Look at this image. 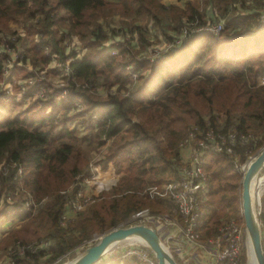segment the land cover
<instances>
[{"label":"trees","instance_id":"obj_1","mask_svg":"<svg viewBox=\"0 0 264 264\" xmlns=\"http://www.w3.org/2000/svg\"><path fill=\"white\" fill-rule=\"evenodd\" d=\"M202 2L203 9L195 0H188L181 9L165 8L159 0H0V47L15 48V42L6 38L7 21L23 17L29 21L25 24L26 34L31 39L35 34L39 36L29 49L33 61L45 66L50 59L43 53L42 44L63 60L60 38L53 36L54 25L64 18H56L60 11L68 16L71 29L83 45L92 49L108 39L97 19L114 11L143 15L154 19L156 25L164 20L160 28L169 42L173 38H169L166 29L175 36L184 23L195 18L200 25L212 16L224 23L218 36L195 34L187 38L188 42L185 39L168 49L161 60L137 58L135 51L123 46L118 47L116 56L98 51L96 58L94 55L74 60L69 63L70 72L64 76L63 86L47 84L45 98L29 101L17 113L0 111V218L12 206L5 195L14 191L19 181L35 204L44 200L42 205L31 207L29 213L18 214V218L26 220L25 228L12 233L5 245L16 240L21 244L52 240L46 249L8 254L6 260L10 257L13 264H40L48 253V261H60L92 234L100 235L117 227L141 209L152 213L169 210V198L159 195L157 190L178 179V143L192 126L256 137V142L237 144L232 154L208 157L207 192L200 203L197 230L201 237L210 238L224 217L226 221L230 213L239 212L241 176L236 167L264 145V85L259 82L264 76V26L258 27L256 23L262 0ZM210 4L215 12L204 17L206 8L213 10ZM129 29L137 35V46L152 45L146 26L134 25ZM200 40L202 44L195 46ZM7 59L8 55L1 53L0 77ZM128 65L137 73L135 82L125 70ZM15 69L18 68L14 66L11 75L16 73ZM51 72L57 74L58 70ZM97 84L102 94L95 90ZM62 90H66L65 98L56 103ZM31 91L29 86L23 96ZM73 99L81 101L82 111L74 110ZM71 121L75 123L69 126ZM75 124L83 130H94L99 150L110 141L99 165L118 171L120 153L126 161L115 186L94 199L87 214L62 228L59 218L66 200L60 191L70 186L89 164L73 128ZM13 164L21 167V180L14 178ZM14 247L12 244L11 248ZM103 264L139 262L134 257H120Z\"/></svg>","mask_w":264,"mask_h":264},{"label":"built area","instance_id":"obj_2","mask_svg":"<svg viewBox=\"0 0 264 264\" xmlns=\"http://www.w3.org/2000/svg\"><path fill=\"white\" fill-rule=\"evenodd\" d=\"M182 1V0H178ZM206 19V18H205ZM206 24L200 25L195 18L193 21H189L183 24L181 30L174 36L172 42H166V51L173 46H179L183 40L191 38L195 34L207 33L218 36L224 28L223 20H215V16H212L211 20L206 19ZM210 21V22H209ZM256 23L258 27L264 26V0H262V6L257 12ZM24 30V29H23ZM18 34H7V39L18 43ZM34 42L39 40V36L35 34ZM60 39H62L60 37ZM62 41V40H61ZM72 57H65L63 60H59L56 53L50 51L49 46L40 45L44 54L49 57V65H54L62 75V82H59L56 87L63 86L64 76L69 75L70 68L69 63L80 59L77 51L80 50V41H72ZM132 45V44H131ZM123 46L121 44L118 45ZM114 47V46H113ZM110 48L111 56L118 54V47L115 50ZM124 47V46H123ZM1 53L7 54L8 59L4 61L2 68V75L0 77V108L5 107L9 99L12 97L10 93L13 87V80L11 75V65L13 62L17 64V61H22L24 58V48H9L8 45L1 48ZM26 60V58L24 59ZM12 61V62H11ZM53 64L52 62H55ZM39 70V69H38ZM125 70L128 71L129 78L135 82L137 73L132 71L131 67L125 66ZM33 79H27L32 91L27 96H24L22 100L24 103H28L34 99H43L47 96V86L41 80L37 81L36 77L31 75ZM35 81V82H34ZM26 81L20 86L21 95L25 93L22 90ZM261 83H264V77ZM19 84V83H18ZM114 88H112L113 90ZM66 90L61 91L62 99L65 98ZM72 105L77 112L83 110V105L80 100L73 99ZM1 108V109H2ZM4 109V108H3ZM2 109V110H3ZM256 142V137L249 133H236L233 131L222 132L212 127L200 129L198 126H192L187 135L178 143L179 150V163L176 168L178 179L173 181L157 190L159 195H167L171 202L170 211L173 215L166 213H151L147 208L141 209L133 213L128 222L131 225L134 224H147L153 227L160 238L164 248L171 254L178 264H188L187 260L190 257L189 250L203 249L205 246L211 248L214 259L212 264H239L242 253V238L245 239V231L234 219H228L224 224L219 226L214 236L201 240L200 234L197 231L198 221L201 216V197L206 191L207 171L206 161L211 155H229L233 153V149L237 144H248ZM108 142L103 145L99 151L101 157L103 156ZM253 158L252 155L247 156V160L238 165L236 168L242 171L243 166L249 160ZM16 167V173L14 178L21 180L22 169L20 166L13 164ZM96 164L89 161L88 167L81 173L75 176L74 182L66 188L60 191L66 200L63 211L59 218V224L62 228H66L69 222L73 219V213H77L83 208L89 206L94 201L92 191L90 189V183L95 178ZM95 175V176H94ZM22 194V195H20ZM5 200L9 203L10 208L6 214L11 215L8 222L14 223L18 218V214L29 213L31 207H37L44 203L42 200L39 204H35L33 196L23 188L19 183L15 186L14 191H10L5 195ZM168 211V210H167ZM7 215V217H8ZM256 216L259 222L260 228H264V210L261 208L260 202L256 211ZM15 247L12 248V255H23L25 251L36 253L41 249L48 247V241H32L27 244H21L16 241ZM143 245V244H141ZM141 248V249H140ZM139 249L129 250L125 257H134L139 264H156V261L150 252V250L144 245ZM13 259V258H12ZM12 259L9 257L7 264H13Z\"/></svg>","mask_w":264,"mask_h":264},{"label":"rangeland","instance_id":"obj_3","mask_svg":"<svg viewBox=\"0 0 264 264\" xmlns=\"http://www.w3.org/2000/svg\"><path fill=\"white\" fill-rule=\"evenodd\" d=\"M159 1H160V3H162V5L165 8L175 6V7L184 9L185 4L188 0H182L181 2L176 0V2L178 3L177 6L174 2L175 0H159ZM195 1L198 3L199 9H203V7L205 6L202 2L203 0H195ZM211 7L213 10H210V7L206 8V10L204 11V17H208V16L213 15V13L215 12V7L213 5H211ZM208 13L211 15L206 16ZM60 15H62V17H64V18L58 19L57 17H60ZM56 18L58 19V21L54 25L55 33H53V36L55 38H60V37L62 38V39H60V41L61 40L62 41L59 43V48H61L63 50V55H65V57H72L74 55V53L71 52L72 51V44L71 43L73 40H76L77 42L80 41L78 36L76 35L77 32L75 30L71 29L70 19L68 18V16L66 14H64L63 11H60L58 16H56ZM26 23H29V21L27 22L26 20L23 19V17H19V16L16 20L7 21V25H8L7 34H11V33L15 34L16 33L19 35L18 37H20L18 39V43H16V45H15V50L17 48H24V50L22 51L24 54L23 60L26 58V61H19V62L17 61V64L15 62H13L11 67H10L11 71H12L14 66L18 68L17 70L15 69L16 73L15 74L13 73V75H12V80L15 82L13 84V87L10 90V93H12V95H14V96L15 95L21 96L22 93H21L20 86L23 85L24 81L27 82V79H33L32 77H30L31 75L35 76L37 81L42 80L44 82V84H46V85L48 84L49 86H55V85H58L59 82H62L61 72L58 71L57 74L56 73L54 74L51 72L52 70H56L59 68L55 67L54 65H49V64L45 66V64H42L39 61H35V62L33 61V55H32L31 50H29V49L32 46V42H34V40H33L34 37H32V39H31V36L26 34V32L23 30V29H25ZM96 23H99L104 27V31L107 32L108 39L104 43H101L98 47L93 48V49L90 47L84 46L83 43L80 41V43H81L80 44V50L77 51L78 55L80 56V59L82 57H85V56L94 57V55L96 58V53L98 51L103 52L104 54H107V52L110 53L109 49L114 46L113 48L116 50L119 44L123 45L126 50L129 49V50L135 51L136 57L140 58V59L145 58V59H149L150 61H153L156 58H158V60H161L164 58V55L166 53V48H167L166 42L169 43V41L167 40L168 38L165 39L163 33L161 32V28H160L161 26L163 27V25L165 23L164 20H163V22L158 23L156 25V21H154V19L147 18L146 16L135 15V14L122 15L121 13L114 11L113 13L106 14V17L98 18ZM170 24L173 25V23H170ZM243 24L246 25L247 22H244ZM134 25L146 26V28L149 31L148 32V37H149L148 39L151 40V43H152L151 46L150 45H146L145 47L137 46V44L135 42V38H137V35L134 31L129 29ZM182 26H181V28H182ZM181 28H180V30H181ZM112 29H114V30L111 31ZM122 29H126V30L122 31ZM238 29H236V31H239ZM166 30L169 33L168 34L169 38L172 36V38L174 40L175 39L173 36L174 32L171 31L170 29H166ZM239 32H242V31H239ZM250 33H254V32H250ZM186 41L188 42V39ZM202 42H203V40L196 42L195 46H200L202 44ZM129 44H132L131 48L128 47ZM1 51L2 50L0 47V52ZM4 57H5V55H4ZM52 63L55 64L56 61L52 62ZM19 69H21V71H19ZM18 73L20 76L17 75ZM17 76H19V77H17ZM263 77L264 76L259 78L260 85H264V83H261ZM113 87H115V86H113ZM28 88H29V84L27 82L22 90L26 91V89H28ZM95 90L96 91L101 90V87L99 84H97ZM15 92L17 94H15ZM98 93L102 94L103 92L100 91ZM21 97L23 98V96H21ZM62 98L63 97L61 95H59L58 100H56V103H61V101L64 100ZM67 101H68V99H67ZM22 103H24V102L22 101ZM10 105H12V104L8 103L7 106L3 107L4 109L1 107L3 110L0 108V111L3 113L10 112V113L14 114V113H17V112L22 110V108L20 107L21 105H19V104L14 105V107L11 110H7L8 107L10 108ZM59 111H60V109H59ZM73 123H75V121H71L68 125L70 126ZM79 129H81V127H79ZM81 132L83 134H79ZM76 134L81 139V140L79 139L80 140L79 144L81 145V148H82L83 152L85 153L86 158L89 159V161H91L92 163L97 165L96 166L97 169L95 170V175L96 174L97 175L96 176L94 175L95 178H93L91 180V183H90V189L92 191V196H94V199H97V198H99L101 193H107L108 191L111 190V188H113L115 186L118 178L123 174L124 170L122 171L120 169H122V168L124 169V167H122V164L124 165V162L126 161V156H124L121 153L118 155L117 159H118V162L120 163L118 171L113 169L112 166H107L104 168L101 165H99V163L101 161L100 160L101 155L99 153V151H100L99 147L97 146V139L94 136V130H91V131L76 130ZM108 143L110 144V141H108ZM259 150H257L254 154H252V156L254 157L259 152ZM206 171H207V169H206ZM237 171L240 173V176L242 178L243 172L240 171L239 169H237ZM259 176H260V178H259ZM262 178H264V168L257 175L256 180H255V184H254L253 199H254V203H255V205H254L255 211H257L259 202H260V205H262V203L264 201V181L261 180ZM240 182H241V180H240ZM262 185H263V187L261 189ZM67 188H69V186ZM240 196H241V188H239V192H238V203H239L238 210H239V212L230 213L229 219H234L242 228H244L242 214H241V198H240ZM89 206L83 208L82 210L78 211L77 213H73L74 216H73L72 221H75L77 218L80 219L85 214H87ZM166 212L170 216L173 215V213L170 211V209L168 211L164 210L162 213H166ZM227 213H228V211H227ZM7 215L8 214H5L4 216H2L0 218V264H6L5 263L6 257H8V254H10L12 252V248H11L12 244H14L16 241H19V240H16L15 242H13L9 246L5 245V241L10 237V235L12 233H14L16 231L19 232L23 228H25V221L26 220L16 218L15 222L11 223V222H8V219L11 217L10 213H9L8 217H7ZM236 217H238V219ZM128 219H126L124 222L120 223L117 227H126V226L131 225V223L128 222ZM222 222H223L222 224L225 223V217H224ZM117 227H115V228H117ZM112 229H114V228H111L109 230H112ZM109 230H107V231H109ZM103 234H100V235L92 234L90 239L85 240L81 245L77 246L74 249V251H72L66 257L62 258L60 261L58 259L57 260L55 259L54 261H48L49 255H48V253H46L44 255V257H42L40 259L39 262H40V264H64V263L72 260L75 256H77L79 253H81L86 247L93 245L99 239V237ZM51 244H52V240L49 241L48 246ZM141 244H142L141 242H133L132 243V240L122 241L119 244L113 246L109 251H107V253L102 258V262H100V263L103 264V263L110 261V260H113V259H117L120 257L123 258V257H125L126 253L130 249L133 250L135 248L139 249L140 247H142L143 245H141ZM3 247H6V248L4 249ZM247 251H248L247 244L245 242V239L242 238V253H241L242 258L240 257V264L241 263L242 264H252L253 263L251 261L250 256L247 255Z\"/></svg>","mask_w":264,"mask_h":264},{"label":"water","instance_id":"obj_4","mask_svg":"<svg viewBox=\"0 0 264 264\" xmlns=\"http://www.w3.org/2000/svg\"><path fill=\"white\" fill-rule=\"evenodd\" d=\"M253 159V161L249 160L250 162L245 171L242 169L241 214L244 224L245 242L247 244L249 241L256 264H264V242L251 196L252 181L264 168V145ZM131 238H140L142 240V244L152 253L156 264H178L164 248L155 229L147 224L117 227L105 232L93 245L86 247L75 256L71 264H101L102 258L111 246Z\"/></svg>","mask_w":264,"mask_h":264},{"label":"crops","instance_id":"obj_5","mask_svg":"<svg viewBox=\"0 0 264 264\" xmlns=\"http://www.w3.org/2000/svg\"><path fill=\"white\" fill-rule=\"evenodd\" d=\"M108 1H115V0H108ZM174 2L176 4V6H177L178 3L176 2V0ZM15 94H17V93L15 92ZM21 96H23V95H21ZM21 96L20 95H15V96L12 95V97L9 99V102H8L9 104H12V105H10V108L8 107L7 110H11L14 107V105H16V104L21 105L20 107L23 109L24 106L27 105V104L26 103H22V101L24 102V100H22ZM73 128L75 130H79V131L83 130L82 128L79 129V126L76 125V124L73 126ZM79 134H83V133L81 132ZM206 192H207V189L205 191V194H206ZM204 195L201 197V201H203ZM261 208L264 210V201H263V203L261 205ZM260 230H261L262 240L264 242V228L262 227V228H260ZM198 233L200 234L199 231H198ZM200 237H201V235H200ZM201 239L204 240L205 238L201 237ZM188 253H190V257L187 260L188 264H212L213 259H214L213 254L215 252L212 253L211 252V248L209 246H205L203 249L197 248V249H194V250H189ZM221 264H228V263H221Z\"/></svg>","mask_w":264,"mask_h":264},{"label":"bare ground","instance_id":"obj_6","mask_svg":"<svg viewBox=\"0 0 264 264\" xmlns=\"http://www.w3.org/2000/svg\"><path fill=\"white\" fill-rule=\"evenodd\" d=\"M253 160H254V159H252V160H250V161H253ZM250 161H249V162H250ZM249 162L246 164L245 169L247 168ZM244 171H245V170H244ZM257 175H258V174H257ZM256 177H257V176H256ZM256 177L253 179L252 184H251V196H252L253 206L255 205V203H254V199H253V189H254V184H255ZM254 209H255V208H254ZM255 212H256V211H255ZM128 240H132V243H133V242H141V243H143L142 240H140V238H131V239H128ZM119 243H120V242H119ZM119 243H117V244H119ZM117 244H114L113 246H115V245H117ZM113 246H111V247L109 248V250H110ZM247 248H248L247 255L250 256L251 261L253 262L252 264H256L255 259H254V256H253V253H252V250H251V246H250L249 241L247 242ZM109 250H107V251H109ZM74 258H75V257H74ZM74 258H73L72 260H70V261L64 263V264H71V263L73 262Z\"/></svg>","mask_w":264,"mask_h":264}]
</instances>
